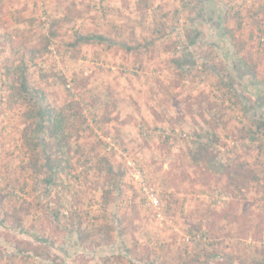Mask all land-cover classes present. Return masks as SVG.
<instances>
[{
    "label": "rangeland",
    "instance_id": "1",
    "mask_svg": "<svg viewBox=\"0 0 264 264\" xmlns=\"http://www.w3.org/2000/svg\"><path fill=\"white\" fill-rule=\"evenodd\" d=\"M76 33L113 42L73 47ZM22 58L53 105L79 101L91 129L70 142L114 173L73 152L52 185L31 167V112L4 84ZM239 63L245 79L231 82ZM254 113L264 118V0H0V264H264Z\"/></svg>",
    "mask_w": 264,
    "mask_h": 264
},
{
    "label": "trees",
    "instance_id": "2",
    "mask_svg": "<svg viewBox=\"0 0 264 264\" xmlns=\"http://www.w3.org/2000/svg\"><path fill=\"white\" fill-rule=\"evenodd\" d=\"M192 31L193 32L189 35L188 45L196 46L202 40L201 32L197 29H193ZM225 31L228 35H230V31L227 28H225ZM50 38H56V34L53 31L50 33ZM111 42L113 41L104 35L76 33V38L72 46L78 47L80 45L108 44V48H111V45L109 44ZM50 44L51 42L47 43V46L44 49L45 51H47V47ZM148 44L145 43L137 46H130L127 43H124L122 47L128 52H132L142 47H147ZM186 49H188L187 46L184 50ZM231 52H233V55H236L233 47ZM32 60H34V58H22L21 62L14 67V75L11 76L9 71V77L4 82L7 88H9L15 96V99L25 105L31 112L29 116L33 119V121L23 135L22 139L23 149L28 160H30L31 167L36 172L44 171L47 175V178L45 179L46 184L52 185L59 173L67 171L68 174H70V168L72 167L73 161L70 153L73 152L75 155H79L80 157V165H78V167H83L87 171L96 168L101 172L103 171L102 165L104 164L106 172L114 173L112 164L105 157L94 160L88 156L86 159L82 160L83 156L78 147L70 141L76 133L80 134V132H87L91 129L89 117L86 115V110L82 107L79 101L74 98L65 103L62 108H58L53 105L45 91L36 88L31 84L30 69L33 63ZM189 60V58L183 60L180 57H177L172 59V63L178 67L179 65L180 67H186ZM203 67H205V70L210 69L212 72L208 64H203ZM226 68V77L229 78L231 82L234 80L235 76H237L239 81L240 79L244 81L245 77L242 73L240 63L235 67L234 76L230 73L228 67ZM187 70H191V65ZM184 77H186V75H184ZM217 77L222 82H225L223 80L224 78H221V76ZM235 97H237V94H235ZM92 112L95 113V111ZM253 119L254 126L258 129V131L264 133V118H260L259 115L254 113ZM251 133L252 139L256 140L259 132L252 130ZM194 141L196 142V140ZM54 213L58 217L60 215V210L56 209L54 210ZM71 220L72 223L68 224L69 230L77 233L78 235H83L84 229L82 223H78V225H76V223L74 224V217L69 221ZM15 250L18 252L16 254H19L24 258L25 256H31V251L23 249L19 242L16 243ZM26 252H28V254Z\"/></svg>",
    "mask_w": 264,
    "mask_h": 264
},
{
    "label": "built area",
    "instance_id": "3",
    "mask_svg": "<svg viewBox=\"0 0 264 264\" xmlns=\"http://www.w3.org/2000/svg\"><path fill=\"white\" fill-rule=\"evenodd\" d=\"M130 164V163H129ZM130 174L132 177L142 186V189L146 192V194L149 196V200L151 202V205L154 207H159L160 201L155 193L151 189H148L145 179L140 171H137L136 169H133Z\"/></svg>",
    "mask_w": 264,
    "mask_h": 264
}]
</instances>
